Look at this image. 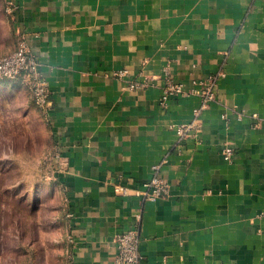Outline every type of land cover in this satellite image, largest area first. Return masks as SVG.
I'll return each mask as SVG.
<instances>
[{"label":"crops","instance_id":"0c3cea01","mask_svg":"<svg viewBox=\"0 0 264 264\" xmlns=\"http://www.w3.org/2000/svg\"><path fill=\"white\" fill-rule=\"evenodd\" d=\"M14 1L51 95L69 264H113L134 227L139 264H264V0ZM157 163L168 191L143 199Z\"/></svg>","mask_w":264,"mask_h":264},{"label":"rangeland","instance_id":"374dc122","mask_svg":"<svg viewBox=\"0 0 264 264\" xmlns=\"http://www.w3.org/2000/svg\"><path fill=\"white\" fill-rule=\"evenodd\" d=\"M8 18L0 0V56L16 47ZM21 80L0 78V264H69L71 213L57 151Z\"/></svg>","mask_w":264,"mask_h":264},{"label":"built area","instance_id":"2783aa9c","mask_svg":"<svg viewBox=\"0 0 264 264\" xmlns=\"http://www.w3.org/2000/svg\"><path fill=\"white\" fill-rule=\"evenodd\" d=\"M17 10L18 5L14 0H5V11L10 17H13ZM124 73L125 71L123 70L113 72L118 77L123 76ZM0 77L9 79L21 77L32 93L34 104L46 117L52 105L48 84L46 79L38 72L37 58L29 48L21 31H17L15 49L8 54L0 56ZM215 80L214 77H210L208 80L202 82V101L199 110L215 99ZM129 86L135 87L138 84L132 82ZM177 91H179V87L169 82L166 85L163 99L167 95ZM195 125L196 118L191 123L178 127L177 132L179 136L185 135ZM222 155L225 160L230 161L233 159L234 151L232 148L226 146L222 150ZM159 170L160 163L153 165L152 176L142 184L143 190L138 191L143 199L156 200L167 193L168 186L159 175ZM113 190L118 195H127L130 192L127 186L119 183L114 185ZM136 217L140 218V215L138 214ZM113 241L116 249V258L113 264H139L141 254L139 252V235L136 227L117 233Z\"/></svg>","mask_w":264,"mask_h":264},{"label":"trees","instance_id":"16d2710c","mask_svg":"<svg viewBox=\"0 0 264 264\" xmlns=\"http://www.w3.org/2000/svg\"><path fill=\"white\" fill-rule=\"evenodd\" d=\"M1 79H3L2 77H0ZM20 78V80H21V77H18V78H15V79H19ZM8 79V78H7ZM22 81V80H21Z\"/></svg>","mask_w":264,"mask_h":264}]
</instances>
